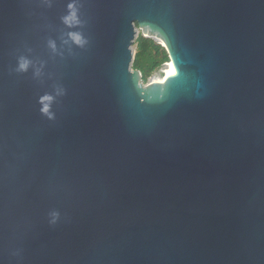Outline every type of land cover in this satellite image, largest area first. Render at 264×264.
I'll use <instances>...</instances> for the list:
<instances>
[{
	"label": "water",
	"instance_id": "95a60500",
	"mask_svg": "<svg viewBox=\"0 0 264 264\" xmlns=\"http://www.w3.org/2000/svg\"><path fill=\"white\" fill-rule=\"evenodd\" d=\"M70 2L0 0V259L264 264V3L81 0L77 27ZM135 24L169 55L145 84Z\"/></svg>",
	"mask_w": 264,
	"mask_h": 264
},
{
	"label": "clouds",
	"instance_id": "9594fccd",
	"mask_svg": "<svg viewBox=\"0 0 264 264\" xmlns=\"http://www.w3.org/2000/svg\"><path fill=\"white\" fill-rule=\"evenodd\" d=\"M261 3H264V0H260ZM46 3L48 6H51V0H46ZM84 7L81 0H72V2L68 3L66 5L67 8V15H63L60 17L61 23L67 26H77L82 27L85 23L84 20H82L81 16V9ZM71 36L73 42L80 48H84L89 44V40L87 37L84 36L81 32H75V33H69ZM48 47L55 53L56 46L55 43L52 40H48ZM39 65V67L37 66ZM44 67V63L42 61H37L34 59H30L28 56L25 55H19L16 57V64L13 71L16 73H27L30 68L33 69L32 77L33 79L40 78L44 74L42 73L41 69ZM169 75L172 74L171 70V62L169 63ZM64 89H60L58 94H65ZM53 97L47 93H45L43 96L39 98V103L41 107L38 110L39 117H41L44 121H55L56 115L51 110V101ZM51 217V218H49ZM67 216L66 214H62L61 212H54L49 213L46 211L43 215V222L47 225L49 229H56L58 226H60L62 223L66 222ZM7 251V264H12V261H15L16 264H22V261L24 260L23 257V249L22 248H16L15 250H8ZM0 264H6L4 259H0Z\"/></svg>",
	"mask_w": 264,
	"mask_h": 264
},
{
	"label": "trees",
	"instance_id": "16d2710c",
	"mask_svg": "<svg viewBox=\"0 0 264 264\" xmlns=\"http://www.w3.org/2000/svg\"><path fill=\"white\" fill-rule=\"evenodd\" d=\"M135 53L131 67L141 73V80L146 82L148 78L162 65L169 62L166 48L154 38L138 34L134 40Z\"/></svg>",
	"mask_w": 264,
	"mask_h": 264
},
{
	"label": "rangeland",
	"instance_id": "374dc122",
	"mask_svg": "<svg viewBox=\"0 0 264 264\" xmlns=\"http://www.w3.org/2000/svg\"><path fill=\"white\" fill-rule=\"evenodd\" d=\"M135 31H136V35H135V39H136V37L138 36L139 33L142 34V32H141V28H140L139 24H135ZM142 35H143V34H142ZM135 39H134V40H135ZM155 40H156V39H155ZM156 41H157V40H156ZM158 42H159V41H158ZM159 43H160V42H159ZM162 45H163V44H162ZM131 49H132L133 56H134V53H135V44H134V42H133V45L131 46ZM131 64H132V63H131ZM131 69H132V67H131ZM155 72H156V71H155ZM155 72H154V73H155ZM154 73H153V74H154ZM153 74H152V75H153ZM152 75H151V76H152ZM151 76H150V77H151ZM150 77H149V78H150ZM149 78H148V79H149ZM140 82H141L142 84H145V83H146V82H143L141 79H140Z\"/></svg>",
	"mask_w": 264,
	"mask_h": 264
}]
</instances>
